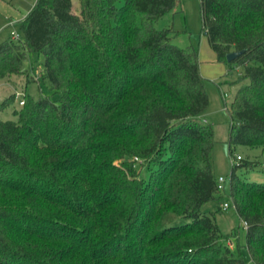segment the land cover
<instances>
[{
	"label": "trees",
	"instance_id": "obj_1",
	"mask_svg": "<svg viewBox=\"0 0 264 264\" xmlns=\"http://www.w3.org/2000/svg\"><path fill=\"white\" fill-rule=\"evenodd\" d=\"M79 3L77 15L72 0H37L21 38L0 43L1 78L38 54L57 95L26 94L16 119L0 120V264H245L244 222L249 256L264 264V182L236 174L254 166L242 159L220 193L199 52L156 25L182 0ZM200 3L218 60L243 67L226 105L234 158L236 145L264 147V0ZM227 199L240 225L225 233Z\"/></svg>",
	"mask_w": 264,
	"mask_h": 264
},
{
	"label": "rangeland",
	"instance_id": "obj_2",
	"mask_svg": "<svg viewBox=\"0 0 264 264\" xmlns=\"http://www.w3.org/2000/svg\"><path fill=\"white\" fill-rule=\"evenodd\" d=\"M37 0H0V43L11 37L13 30L19 31L20 21L26 16L36 4ZM74 14L80 15L78 6L72 7ZM16 19L8 23L9 17ZM158 28L173 26L177 31L182 32L173 42L180 47L194 46L199 52V61L205 85L210 97L208 109L202 117L212 123L216 131V144L213 149V166L217 177L228 178L226 191H230V175L232 172V158L228 144L231 118L226 105L231 106L237 89L244 84L240 81L243 67L237 64L219 61L216 53L211 48L207 37L203 33L201 3L200 0H182V5L177 13H169L156 23ZM43 57L38 54H29L24 61L22 75H11L0 77V120H13L16 117L13 110L17 107L18 101H14L2 107L1 102L10 96L11 92L25 91L26 94L35 98L51 96L53 94L51 85L42 78ZM229 96L225 97L224 93ZM234 154L241 155L244 161L254 163L253 167H237L236 174L249 181L264 182V147H248L236 145ZM239 162V161H238ZM228 200V199H227ZM223 203V202H222ZM221 203V204H222ZM219 200H214L205 206L207 213L217 209ZM218 223L223 232H231L238 229L240 220L233 207L224 210L218 215ZM185 218H178L177 222H185ZM240 247L245 264H253L246 245V230L244 225L241 228ZM233 246V244H232Z\"/></svg>",
	"mask_w": 264,
	"mask_h": 264
},
{
	"label": "built area",
	"instance_id": "obj_3",
	"mask_svg": "<svg viewBox=\"0 0 264 264\" xmlns=\"http://www.w3.org/2000/svg\"><path fill=\"white\" fill-rule=\"evenodd\" d=\"M11 38H13L15 40H19L21 38V34L18 31L13 30L11 33ZM13 95H14L15 101L16 100L18 101L19 106H23L25 104V101H26V92L25 91H16L15 93H13ZM224 96L228 97L229 95L225 92ZM1 100H2V98L0 97V101ZM136 160H138V158H136ZM240 160H242L241 155H239V154L235 155L234 158H232V163L236 164ZM227 180H228V178H226V177H223V176L218 177V188H219L220 193L225 192V190H226L225 185L227 183ZM221 205H222V208L224 210H228L229 208H231V202L229 200L224 201ZM243 225H244V228H247L246 222H244Z\"/></svg>",
	"mask_w": 264,
	"mask_h": 264
},
{
	"label": "water",
	"instance_id": "obj_4",
	"mask_svg": "<svg viewBox=\"0 0 264 264\" xmlns=\"http://www.w3.org/2000/svg\"><path fill=\"white\" fill-rule=\"evenodd\" d=\"M243 53H244V50L232 51L227 54V60L231 62L235 60L236 58H238L239 56H241Z\"/></svg>",
	"mask_w": 264,
	"mask_h": 264
},
{
	"label": "crops",
	"instance_id": "obj_5",
	"mask_svg": "<svg viewBox=\"0 0 264 264\" xmlns=\"http://www.w3.org/2000/svg\"><path fill=\"white\" fill-rule=\"evenodd\" d=\"M72 3H73V6L74 5H76V6H78V10H80V3H79V0H72ZM25 17V16H24ZM24 17H22V19L24 18ZM21 19V20H22ZM16 19H14V18H12L11 16L9 17V19H8V23H10V22H13V21H15ZM13 94V92H11V94L10 95H12ZM206 120V119H205ZM207 121V120H206Z\"/></svg>",
	"mask_w": 264,
	"mask_h": 264
}]
</instances>
